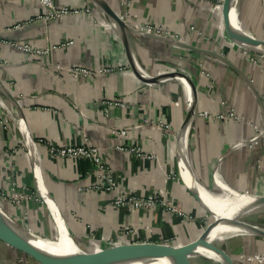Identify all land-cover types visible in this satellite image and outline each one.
Listing matches in <instances>:
<instances>
[{
    "label": "crops",
    "instance_id": "1",
    "mask_svg": "<svg viewBox=\"0 0 264 264\" xmlns=\"http://www.w3.org/2000/svg\"><path fill=\"white\" fill-rule=\"evenodd\" d=\"M100 1L136 25L163 24L168 38L127 32L128 45ZM222 1L56 0L85 11L53 18L37 0H0L4 211L24 228L60 239L47 194L88 253L132 243L181 247L222 226H214L223 221L204 192L223 196L231 190L255 198L248 213L236 216L251 228L231 234L223 228L208 240L238 264H264V51L229 35ZM237 14L243 31L264 40V0H238ZM67 40L73 42L37 56L15 45L50 48ZM76 64L113 69L75 78L68 68ZM137 69L146 77L178 72L187 78L148 83ZM115 98L122 103H109ZM156 121L170 130L154 127ZM112 127H123L125 134L116 136ZM84 136L128 193L163 191L185 216L160 206H113V193L92 187V162L51 156L41 141L80 144ZM123 143L138 144L146 155L116 149ZM15 195L23 198L18 202ZM195 259L194 264H221L201 254Z\"/></svg>",
    "mask_w": 264,
    "mask_h": 264
},
{
    "label": "built area",
    "instance_id": "2",
    "mask_svg": "<svg viewBox=\"0 0 264 264\" xmlns=\"http://www.w3.org/2000/svg\"><path fill=\"white\" fill-rule=\"evenodd\" d=\"M39 4L48 8L49 17L59 18L62 15L72 14L78 15L81 12H84V8L68 7L63 4H59L56 0H37ZM223 3V1L221 2ZM121 16V15H120ZM127 23L130 31L136 35H151V36H161L162 38H168V31L161 23L151 24L143 23L141 25H136L132 21L128 20L125 16H121ZM171 38H178L171 36ZM175 40H180L175 39ZM73 41L67 40L61 43L52 45L50 48H43L40 46L31 45L25 41H18L15 45L22 49L25 52H28L33 55H44L49 54V49H56L60 46L69 45ZM112 67L102 66L99 68H92L84 64L72 65L68 68V72L75 78H88L94 77L99 73L111 71ZM109 103L121 104L122 101L115 98L111 99ZM233 111L228 113V116H233ZM225 115L221 114L220 118H224ZM151 122V121H150ZM154 127L167 131L170 130L168 123L163 121H156L152 123ZM111 132L116 136H123L125 130L123 127H112ZM83 141L80 144H55L48 140H41L47 146V151L49 155L54 157H84L90 162H92L93 167L92 171L95 173L97 180H95L92 187L94 189L109 191L113 193L111 204L115 207H130L132 209H150L151 207L160 206L165 208L170 213L178 214L184 217V213L176 204L171 202L166 194L163 191L155 190L152 194L149 195H135L128 193L121 185L117 182L116 177L114 176L113 170L109 167L102 159L100 149L88 143L83 137ZM116 149L120 151H125L131 154H134L138 157L146 155V153L141 149V147L136 143H123L115 146ZM14 198L19 202L22 195H15ZM126 232L132 231V228L125 227ZM165 244V243H164Z\"/></svg>",
    "mask_w": 264,
    "mask_h": 264
},
{
    "label": "water",
    "instance_id": "3",
    "mask_svg": "<svg viewBox=\"0 0 264 264\" xmlns=\"http://www.w3.org/2000/svg\"><path fill=\"white\" fill-rule=\"evenodd\" d=\"M233 1L234 0H223L222 3L224 20L229 35L237 43L246 47L247 46L256 47L261 45L264 46V40L257 39L249 35L240 36L233 33L230 22ZM98 4L100 8L106 13V15L111 19V21L115 24V26L116 23H118L122 27V29L125 32V37H121V36L120 37L129 45L127 32L130 33L131 31L126 21L104 1H100ZM132 62L134 63L133 59ZM136 73L143 81L148 83L158 82L160 78L168 77V76L180 75V76H184V78H187L185 77V75H182L181 73L178 72H172L158 76H147V77L146 75H144V73L140 72L138 69ZM260 202L264 203V197L260 199ZM0 211H2L4 215H6L8 218L14 221L18 226H21L12 217H10L3 210L1 206H0ZM237 221L243 222L242 217L241 218L236 217L233 219L232 222L234 223ZM0 222H3V218L1 216H0ZM224 224H228V223L225 222L218 223L217 221L214 226L224 225ZM211 229L212 227L209 229V231L207 230L198 241L181 247H174L164 243H150V242L132 243V244L116 247L101 254L86 253L84 250H82L84 252L82 256L71 257V258H59L51 255L48 251H46L42 247H39L38 245L34 244L28 237L20 234L15 229L2 223H0V241L20 252H23L31 256L41 264H128L145 259H159V258H167L171 264H194L196 259L191 260L189 259V257L194 254L198 256L200 254V251L206 247L207 243L209 242L208 236ZM40 237L43 238L45 236H40ZM210 245L215 251L221 253L222 255L227 256L231 261L233 260L220 247L212 243Z\"/></svg>",
    "mask_w": 264,
    "mask_h": 264
},
{
    "label": "bare ground",
    "instance_id": "4",
    "mask_svg": "<svg viewBox=\"0 0 264 264\" xmlns=\"http://www.w3.org/2000/svg\"><path fill=\"white\" fill-rule=\"evenodd\" d=\"M237 11H238V0L233 1L232 5V11L230 16V22L232 31L236 35L244 36L248 35L245 31H242V29L239 27L238 19H237ZM115 26V24H113ZM118 29H117V27ZM115 28L117 29V32L119 33V36L125 37V32L122 29V27L116 23ZM253 49H260L261 51H264V46H247ZM23 125V124H22ZM21 125V126H22ZM26 130V129H25ZM24 130L22 136L24 139L28 141L27 144L32 146L31 138L29 137L28 133ZM26 141V142H27ZM42 189V188H41ZM44 192V189H42ZM228 190V189H227ZM46 192V191H45ZM44 194V193H43ZM205 196L208 198L210 203L212 204V207L216 213L217 216L221 219V221L228 223L227 225L218 226L215 229H213L209 237L212 238L215 231H219L223 229L221 232L223 234H231L239 231H243L245 229H250L251 225L237 221L232 222L233 217L244 215L250 211L252 207L255 206V198L250 197H242L241 195L235 193L234 191L228 190L227 193L223 196H217L210 193L204 192ZM48 203L51 206V211L53 212L54 217H56V221L58 223L59 229H60V239H49L47 237H40L39 235L33 233L32 231L24 228L23 226H18L14 221H12L10 218H8L6 215L3 214L2 211H0V216L3 218V222H0L2 224L8 225L11 228L18 231L20 234L28 237L34 244L38 245L39 247H42L46 251H48L51 255L59 258H71V257H78L82 256L84 252L82 249H80L79 245L75 243V241L71 238V235L65 225L64 220L62 219V216L59 214L58 210L55 208V205L53 204L52 200L49 198V195L45 194ZM211 241H209L204 249L200 251L201 255H204L214 261L221 262L222 264H238L234 260H230L227 256L222 255L221 253L215 251L211 247ZM197 257V255H192L189 257V259L194 260ZM128 264H171L170 261L167 258H159V259H145L140 260ZM242 264V263H241Z\"/></svg>",
    "mask_w": 264,
    "mask_h": 264
},
{
    "label": "rangeland",
    "instance_id": "5",
    "mask_svg": "<svg viewBox=\"0 0 264 264\" xmlns=\"http://www.w3.org/2000/svg\"><path fill=\"white\" fill-rule=\"evenodd\" d=\"M16 222L18 223V221H16ZM30 231H32L33 233H35L39 236H42L40 233H38L35 230H30ZM86 253H88V252H86ZM217 263H219V262H217ZM0 264H40V262H38L37 260H35L31 256H29L23 252H20L16 249L12 248L11 246L4 244L3 242L0 241Z\"/></svg>",
    "mask_w": 264,
    "mask_h": 264
}]
</instances>
